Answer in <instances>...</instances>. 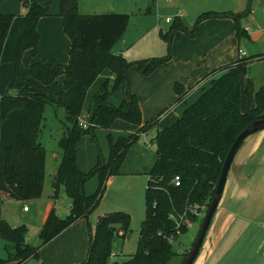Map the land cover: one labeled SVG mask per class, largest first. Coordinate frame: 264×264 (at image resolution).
Listing matches in <instances>:
<instances>
[{
    "label": "trees",
    "instance_id": "16d2710c",
    "mask_svg": "<svg viewBox=\"0 0 264 264\" xmlns=\"http://www.w3.org/2000/svg\"><path fill=\"white\" fill-rule=\"evenodd\" d=\"M21 6L26 10L24 14L0 13V64L10 63L16 78L10 86L12 94L0 99V122L13 109L21 111L20 132L16 141L0 151V201L25 202L41 197L46 151L39 137L44 108L54 105L64 111L71 127L58 140L59 162L51 186L54 197L63 187L71 206L65 218L50 211L39 232L41 242L37 247L25 243L27 229L24 226L12 228L0 220V239L14 251L3 261L9 264H23L29 258H37L42 248L79 220H86L101 199L109 178L120 174L129 148L141 134L156 126L158 118L127 137L113 139L108 134L107 162L99 159L90 172L84 174L79 171L77 145L83 135H93L95 129L109 131L116 120L135 126L141 124V112L135 97L125 96L119 106L109 101L112 94L124 88L125 73L130 66L122 55L112 52L123 39L129 16L81 15L78 0H59L58 16L70 42L68 62L65 65L37 63L25 68L22 56L27 50L31 54L36 53L39 41L37 24L39 19L49 16V8L41 5L39 0L21 1ZM242 15L203 13L192 30L186 29L175 17L162 38L169 47L175 32L183 31L192 36L198 23L204 19L225 17L237 22ZM262 58L264 56L240 58L224 67L219 78L212 79L171 126L155 133V161L147 172L145 218L136 252L129 260L115 264H167L175 255L172 244L164 238L175 234V223L169 215L183 213L192 205L208 207L232 144L250 123L264 118V85L256 89L255 83L248 77L249 65L254 59ZM167 60L169 55L133 65L144 68V73L150 74ZM105 71L112 78L101 84L87 112L95 126L84 130L78 126L77 119L84 113L90 87ZM57 79H61L59 90L55 98L50 99L43 88ZM176 92L182 93L178 91V86ZM181 98L180 95L179 100ZM176 176L180 179L178 187L172 183ZM92 177L98 181L97 189L93 194L86 195L84 185ZM188 219L192 223L197 221L192 216ZM129 223V215L125 213L100 216L94 234L89 236L87 258L81 264H107L112 242L118 237H125ZM187 231L182 226L180 235Z\"/></svg>",
    "mask_w": 264,
    "mask_h": 264
},
{
    "label": "crops",
    "instance_id": "0c3cea01",
    "mask_svg": "<svg viewBox=\"0 0 264 264\" xmlns=\"http://www.w3.org/2000/svg\"><path fill=\"white\" fill-rule=\"evenodd\" d=\"M20 1L22 0H10V5L4 3L2 8L0 4V10L3 11L0 13L16 15L5 12V6H10L12 9ZM199 4L203 5L205 9L203 11H207L203 13L243 15L237 22L225 17L204 19L198 23L196 33L192 36L183 31L175 32L171 37L168 49L162 47V53L155 54L165 57L167 53L169 60L147 77L132 67L135 62L129 61L130 68L125 73L124 88L112 94L109 101L112 105L119 106L125 96H135L141 112V124L135 126L116 120L110 129L112 133H109L112 138L117 139L135 134L140 127L157 117L156 132L171 126L181 114L168 112L169 109L184 104L182 108L184 110L189 105L188 99L192 96H196L197 99L201 91L209 86L212 79L219 78L224 67L234 64L239 59V51L243 53L244 58L264 56V0H198V3L194 4V8H196L194 12H191L192 9L185 8L181 11L179 22L188 30L193 29L197 18L201 15L198 14V11L201 10H197ZM25 12L24 9L22 14ZM53 13V15L43 17L38 21L39 41L36 56L39 55L41 41L51 38V43L44 44L46 47L42 50L41 60L36 58L30 61L29 53L26 51L22 56L24 67H28L31 63L67 64L70 42L63 32V22L58 16V9ZM171 22H165V24L170 25ZM123 38L125 39L122 41V46L130 41L125 34ZM116 54L123 56L120 50ZM27 60L28 65L25 64ZM257 61L264 63V58L254 59L251 64L257 63ZM108 78H112L109 73L103 76L99 88ZM14 81L16 78L13 66L10 63L0 64V99L12 94L10 86ZM55 83L59 86L61 79H57ZM176 86L182 93L176 92ZM180 95L182 98L177 101ZM49 97L53 99L51 96ZM178 102L179 104H177ZM20 122L21 111L19 109L10 111L0 122V151L16 141L20 132ZM149 131L145 135H148ZM144 142H147L146 137ZM241 149L246 156L243 159L245 163L243 162L241 168L236 170L237 178L229 180L230 185L226 189L227 175L221 199L193 264H264V129L247 137L238 151ZM58 158L59 154L55 156L56 166L53 175L59 162ZM154 161L155 155H153L151 167ZM248 165H251L250 173H244V169ZM111 178L107 181L106 186L112 182ZM249 187L252 188L253 195L243 198L244 192ZM60 189L63 187L58 189L55 197L53 196L51 209L48 210L42 225L50 211L53 210L57 215L55 203L60 198ZM258 193H260L259 196ZM224 195L225 199H223ZM64 196H66L65 193ZM67 199L66 197L65 200ZM9 200L11 199L0 201V208L5 201ZM237 200H239L238 205L234 210H231ZM68 201L67 211L64 212L66 215H68L71 206L69 199ZM229 208L230 211H228ZM81 221L83 220H79L75 224Z\"/></svg>",
    "mask_w": 264,
    "mask_h": 264
},
{
    "label": "rangeland",
    "instance_id": "374dc122",
    "mask_svg": "<svg viewBox=\"0 0 264 264\" xmlns=\"http://www.w3.org/2000/svg\"><path fill=\"white\" fill-rule=\"evenodd\" d=\"M58 2L59 0H39L41 5L49 8V15H53V12L58 9ZM4 3L10 5V0H2L0 3L1 8ZM195 3H198V0H78V11L81 15H128L129 22L125 35L130 41H127L125 45L123 44V47L121 45L123 39H125L123 38L116 44L112 52L116 54L120 50L127 62L133 61L136 63L149 61L155 57L163 58L159 55H155L162 53V47L163 49H168V44L165 39L162 38V35H166L178 11L182 13L181 11L185 8L187 10L192 9L191 12H194L196 9L194 8ZM199 5L197 10L199 9L201 11H198V14L207 12L203 11L205 10L203 5ZM24 9L25 8L21 6V1L12 9H10V6H5V12L14 13L16 15L22 14ZM0 12L3 11L0 10ZM166 18L172 20L170 25L165 24ZM50 41L51 38H48L47 41H41L39 55L37 54V56L36 53L31 54V52L27 50L30 57L29 60L31 61L36 58L41 60L42 50L46 47L44 44L51 43ZM25 64L28 65V60L25 61ZM31 64L33 65V63ZM31 64H29L28 67H30ZM28 67L25 66V68ZM132 67H135L146 77L151 74H145L144 68L139 69L136 65ZM262 68H264L263 61H257V63L250 64L248 67V77L255 83L256 89L264 85V70H262ZM106 74H108L107 71L100 75L102 77H98L90 87L85 98L84 113L91 108L93 95L99 91V84ZM58 90L59 86L55 82L50 84L48 88H43V91L53 99ZM179 98L180 96H178L177 101H179ZM195 100L196 96H192L187 100V103L191 104ZM177 104H179V102ZM183 105L184 104H180V106L171 107L168 112H179L181 114ZM42 123V132L39 137V142L46 151L42 195L39 199L25 202L14 200L5 201L0 208L1 220L11 227L16 228L24 226L27 229L25 243L31 247L39 246L41 242L39 232L42 222L48 210L51 209L54 196L51 183L53 182L54 176L53 170L56 166L55 156L60 152L58 140L63 133L67 131V128L71 127L66 121L64 111L54 105L45 106ZM111 131L112 130L109 132L103 129H95L93 135L89 133L81 137L77 145V168L79 171L84 174L90 172L99 159L107 162L109 155L107 135L112 133ZM155 133L156 126L146 135L147 144L144 142V137L140 136L138 141L129 148L120 167V174L112 176V182L105 187L97 206L89 213L86 220L75 224L72 228L63 232V234L46 248H42L43 250L41 249L42 251L37 258H29L23 264H81L85 262L87 258L89 236L94 234L97 219L102 215L112 213L128 214L130 223L129 231L125 237H118L112 242L111 250L115 256L108 258L107 264L121 263L129 260L136 252L139 232L145 218V188L148 180L147 172L152 165L153 155H155ZM150 142H152V145H148ZM244 158H246V156H244L243 149H241L238 151V154L235 155L231 163L227 174L228 181L226 189L230 185L229 180L237 178L236 170L241 168ZM250 167L251 165L246 166L244 173H250ZM97 185L98 181L96 177L90 178L84 185L85 193L90 195L93 194L97 189ZM251 190L252 188H247L243 198L247 195L248 197L253 195ZM225 195L223 199H225ZM259 195L260 193H258V196ZM59 197L60 198L55 203V211L57 215L61 216L60 218H65L67 215L64 212L67 211V203L69 201L68 199L65 200L66 196H64L63 189L59 190ZM238 201L239 200L232 206L231 210H234L238 205ZM24 207H27L28 211L25 212L23 210ZM228 211H230V208ZM202 218L203 217L191 225L186 234L180 235L175 239L172 244L175 255L167 264L183 263L184 255H187L191 249ZM9 254L10 256L13 255L14 251L6 242L0 239V264H9L3 262L9 258Z\"/></svg>",
    "mask_w": 264,
    "mask_h": 264
},
{
    "label": "water",
    "instance_id": "95a60500",
    "mask_svg": "<svg viewBox=\"0 0 264 264\" xmlns=\"http://www.w3.org/2000/svg\"><path fill=\"white\" fill-rule=\"evenodd\" d=\"M264 129V118L256 120L252 123H250L236 138L234 143L232 144L230 150L228 151L225 160L223 162L220 175L218 177L217 184L215 186L213 195L210 199V202L208 204V207L206 208V211L203 215L201 224L199 226L197 235L195 237V240L191 246V249L189 253L187 254L186 258L184 259L182 264H193L195 261L196 257L198 256V253L200 251V248L202 246L203 240L205 238L206 232L209 228V225L211 223L212 217L217 209V206L219 204V201L221 199L226 179H227V174L229 172L231 163L240 147L242 142L249 137L250 135L263 130Z\"/></svg>",
    "mask_w": 264,
    "mask_h": 264
},
{
    "label": "built area",
    "instance_id": "2783aa9c",
    "mask_svg": "<svg viewBox=\"0 0 264 264\" xmlns=\"http://www.w3.org/2000/svg\"><path fill=\"white\" fill-rule=\"evenodd\" d=\"M180 17H181V13H177L176 18H180ZM165 22L170 23L171 19L166 18ZM247 30L248 29L246 28V31ZM240 58H244L243 53L241 51H239V59ZM77 124L80 128H82L84 130L89 129V128H93L95 126L94 123H92L90 121V115L87 112L83 113L80 117H78ZM140 136H143L144 138L146 137L145 133L141 134ZM151 145H152V143H151ZM172 183L175 187H178L180 184L179 177H177V176L174 177L172 180ZM23 210L27 211V207H24ZM205 211H206V209L203 206L192 205L190 207H187L183 213L169 215V219L175 223V234L170 235L168 237H164V238H166V240L169 243L173 244V242L175 241L174 240L175 237L180 236V231H181L182 226H185L187 229H189L191 227V225L194 224L191 222L190 219H188V216H192L198 220L201 217H203ZM114 256L115 255L113 253H111V257H114Z\"/></svg>",
    "mask_w": 264,
    "mask_h": 264
}]
</instances>
